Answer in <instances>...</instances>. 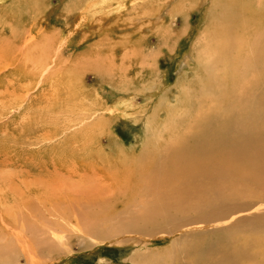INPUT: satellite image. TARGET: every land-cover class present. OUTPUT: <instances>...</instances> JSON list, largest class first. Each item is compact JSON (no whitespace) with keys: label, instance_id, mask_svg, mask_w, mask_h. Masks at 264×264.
<instances>
[{"label":"rangeland","instance_id":"rangeland-1","mask_svg":"<svg viewBox=\"0 0 264 264\" xmlns=\"http://www.w3.org/2000/svg\"><path fill=\"white\" fill-rule=\"evenodd\" d=\"M219 2L0 0V264H143L142 251L168 252L171 238L145 248L112 236L127 223L109 217L114 208L84 218L76 208L91 204L61 202L75 210L58 213L47 200L77 190L83 182L67 171L84 174L89 152L137 158L195 116L198 58ZM253 253L264 261L263 247Z\"/></svg>","mask_w":264,"mask_h":264},{"label":"bare ground","instance_id":"bare-ground-1","mask_svg":"<svg viewBox=\"0 0 264 264\" xmlns=\"http://www.w3.org/2000/svg\"><path fill=\"white\" fill-rule=\"evenodd\" d=\"M215 10L198 58L203 77L191 93L194 118L171 125L163 142L157 132L158 143L150 148L154 141H147L137 158L89 152L79 162L84 174L67 171L83 182L77 190L71 186L49 200L37 196L58 213L91 204L90 211L76 208L84 218L114 208L108 216L127 223L110 234L145 248L150 238H171L168 252L142 251L143 264L170 258L176 264H264L253 253L264 248V0H221ZM162 11L152 18H162ZM61 202L74 208H60Z\"/></svg>","mask_w":264,"mask_h":264}]
</instances>
